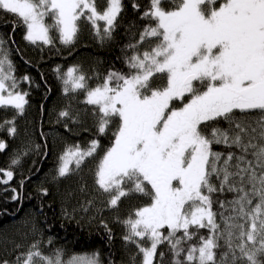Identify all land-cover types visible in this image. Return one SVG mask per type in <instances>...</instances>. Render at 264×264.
Listing matches in <instances>:
<instances>
[{
  "label": "snow or ice",
  "instance_id": "6c2138e0",
  "mask_svg": "<svg viewBox=\"0 0 264 264\" xmlns=\"http://www.w3.org/2000/svg\"><path fill=\"white\" fill-rule=\"evenodd\" d=\"M164 3L150 0V9L144 12L150 23L137 43L149 39L158 43L128 57V74L110 72L102 84L91 89L75 67L64 74L65 92L69 91L67 85L72 91L86 90L85 102L98 109L101 134L114 118L119 120L114 141L97 165L96 184L111 194L109 204L113 207L132 193L150 196V204L136 209L135 218L130 216L123 222L129 229L124 239L137 244L143 264H153L157 246L164 241L179 256L184 251L182 241L197 235L190 231L193 227L210 228L212 234L200 237L198 246L187 248L184 261L188 264H236L245 259L248 264H264L258 259L264 256V143L251 142L257 136L264 141V0H221L218 7L217 0H171L169 8ZM122 8V0H106L102 12L96 0H0V12L14 15L17 24L26 27L25 39L33 44H51L52 29L58 31L61 43L71 44L81 19L91 22L102 39L110 38ZM47 18L53 23L48 24ZM98 21L105 23L102 32ZM129 47L136 49V45ZM13 70L0 39V107L10 106L23 113L27 93L15 91ZM157 76L166 77L165 86L152 87ZM186 95L191 98L182 107H171L173 101ZM254 110L262 113L256 127L236 117L237 111L245 114ZM221 120L228 128L215 126L206 134L210 125ZM9 132L14 133L15 128ZM250 134L255 135L245 143ZM213 144L235 146L241 154L229 152L220 165L222 154L212 151ZM98 147L97 140L86 150L69 146L60 157L59 176L69 173V163L75 161L78 167ZM4 148L0 142V150ZM250 148L256 150L251 153L253 159L247 160ZM234 159L236 171H230ZM0 172L6 177L0 183L7 184L13 178L12 171ZM214 176L219 188L212 183ZM245 184L250 187L246 189ZM225 186L239 194L230 201L235 216L228 220L238 217L245 223L227 224L225 243L232 257L228 261V253H223L218 261L219 230L210 194L223 191ZM254 198L258 202L249 211ZM165 227L169 229L167 236L161 232ZM180 230L183 236L177 238ZM144 240L150 241V246L140 243ZM234 240L239 241L235 245L239 257L233 249ZM32 249L36 250L18 257L17 264H100L97 254L64 261L59 249L54 256L44 255L35 244ZM174 264L184 262L177 259Z\"/></svg>",
  "mask_w": 264,
  "mask_h": 264
},
{
  "label": "trees",
  "instance_id": "16d2710c",
  "mask_svg": "<svg viewBox=\"0 0 264 264\" xmlns=\"http://www.w3.org/2000/svg\"><path fill=\"white\" fill-rule=\"evenodd\" d=\"M101 2L105 8L106 0ZM122 5L110 38L102 39L91 22L81 19L78 21L79 31L76 38L67 45L61 43L59 33L55 29L50 31L53 41L51 44L40 41L33 44L25 39L26 27L17 24L14 15L0 12V39H3L4 49L12 62V75L17 81L16 89L26 92L28 101L23 113L10 106L0 107V142L5 144V148L0 150V169L13 173V178L7 184L0 183V231L19 220H33L37 230L47 239L40 248L46 255H51L54 250L59 249L71 255L97 254L100 264H141L142 261V253L137 244L124 239L129 234V229L123 222L131 214L133 217L135 211L131 210L128 215V210L131 209L127 207L128 202L125 207L122 205V208L110 206L108 193H104L96 184L97 165L103 150L108 149L114 141L119 120L114 118L106 132L101 134L98 131V109L85 102L83 90L65 92L61 74L66 68L75 66L77 71L86 77L88 87L99 85L110 72L128 74V57L136 52L143 53L158 43L155 39L137 43L141 32L150 23L149 18L144 17V12L150 9V0H122ZM163 6L171 7V0H165ZM52 23L53 21H49L48 24ZM102 30L103 28L101 32ZM129 45H136V49L133 50ZM165 84L166 77L157 76L152 81L154 88L163 87ZM203 87L200 90H203ZM178 100L173 101L171 107H177ZM65 111L69 115L62 117L60 113ZM261 115L259 110L245 114L236 112L238 120L251 123L252 127H256V121ZM7 121L11 123H6ZM215 126L226 129L229 125L221 120L218 125H210L206 134H210L211 128ZM13 127L15 132L10 133L9 129ZM251 135L255 134L245 136V143ZM92 140H97L99 147L92 156L85 159L88 167L71 164L69 173L59 176L60 157L65 150L69 146L77 145L81 149H87ZM251 142L257 145L264 143L258 136ZM255 150L249 149L245 154L247 160L253 159L251 153ZM212 151L222 154L220 165H223L229 152L237 156L241 154L239 148L224 144H213ZM13 160L17 163L13 164ZM231 164L233 167L230 171H236L235 159ZM259 171L260 169H257L258 173ZM0 179H6L2 172ZM235 181L238 182L239 177H236ZM212 183L219 188L220 182L215 176ZM244 187L247 189L250 185L245 184ZM238 195L236 192H229L227 186L223 191L210 194L212 211L219 230L217 242L220 247L216 249L218 261L223 253H228V261H231L232 257V252L225 243L227 224L245 223L238 217L228 220L229 217L235 216L234 205L230 201H234ZM72 197L80 200L82 198V201L88 200L93 204L86 208V212L84 209L74 210ZM146 200H150V197L142 195L139 204H146ZM257 202L254 198L253 205L248 210L251 211ZM124 211L127 212L125 215ZM190 231L197 232V235L190 241H182L180 247L184 251H181L179 256H176L171 245L164 241L157 246L153 264H174L177 259L188 264L184 261L187 248L198 246L200 237L212 234L210 228L197 230L193 227ZM234 231L238 233V229ZM161 232L167 236L169 229L165 227ZM176 235L177 238L182 237L183 230L178 231ZM12 237L10 239L15 240L17 245L21 242L18 234ZM238 243V240L233 241L237 257L240 256L238 248H235ZM251 247L249 244V248ZM23 254L22 247L0 252V261L17 264V258ZM258 259L264 262V256ZM236 264L248 262L246 259L238 260Z\"/></svg>",
  "mask_w": 264,
  "mask_h": 264
},
{
  "label": "rangeland",
  "instance_id": "374dc122",
  "mask_svg": "<svg viewBox=\"0 0 264 264\" xmlns=\"http://www.w3.org/2000/svg\"><path fill=\"white\" fill-rule=\"evenodd\" d=\"M219 2H221V0H217L216 7L219 6ZM96 5H97L98 11H100V12L104 11L105 8H106V6H105V8H103V3L101 2V0H96ZM49 21H52V19L51 18H47L46 22L49 23ZM97 23H98L100 29L105 27V23L103 21H98ZM71 67H75V66H71ZM68 68H70V67H68ZM68 68H66V70H64L61 73L63 82H64V79L66 78L64 74L67 72ZM5 69L7 70V66H5ZM76 74L77 75H82L78 71H77ZM6 83L10 84L11 82L7 81ZM64 86L66 87L65 84H64ZM96 86L97 85L92 86V87H88L87 86V88L91 89V88H95ZM67 87L69 88V90H71V85H67ZM15 91H19V92L23 93V91H20L18 89H15ZM76 91H81V90H76ZM4 94L6 95L7 93H4ZM83 94H84V99H85L86 90H83ZM190 98H191L190 96L186 95L183 100H178L179 103H178L177 107L175 106L173 108L182 107L183 104L186 103L188 101V99H190ZM115 131H117V129ZM106 150H103L101 158L104 155ZM86 158L87 157H85V159ZM85 159L81 163L83 165V166H81L82 168L88 167V163L85 162ZM71 164H75L76 165L75 161H72L71 163H69V167H70ZM108 195H109V200H110L111 194L108 193ZM142 195L143 194H138V193L134 194V193H132L129 196L121 198V200L118 202V204L116 206H117V208H119V207L122 208L123 206L125 207L126 206L125 205L126 202H128L129 206L127 205V207L131 208L130 210H128V215H130L131 214V210L135 211L136 209H138L140 207H143V206H146V205L151 203V198H150V200H146V204L145 203H140L139 204V201H142ZM144 196H146V195H144ZM71 202H72V206H75L74 210H76V209H78V210L84 209L85 212H86V208H89L90 205L93 204V202H89L88 200L82 201V198L80 200V198L79 199L78 198L74 199V197H72V201ZM102 206H103V204H102ZM126 211L123 212L124 215L127 213ZM131 216H132V214H131ZM132 218L134 219L135 217L133 216ZM32 221L33 220H31V219L19 220V221L15 222L13 225H9L10 227L4 228L3 231H0V252L13 251V250H15L18 247H22V248H24V254H26L29 250H33V251L36 250V249H32V245H34V244L37 246L38 250L41 251L40 248H41L43 242H47V239L44 236V234H42V232L37 230L34 222H32ZM12 227H14V228H12ZM16 234H18V237H20V240H21V242L18 245H17V242L15 240L10 239V238H13L12 236L16 235ZM140 243L142 245L144 244L145 247L150 246V241H148V240L141 241ZM55 252H56V250H54V253H52L51 255H46L43 252L42 253L44 255H46V256H54ZM61 252H62V259L64 261H67L72 256H89L87 254H82V255L81 254H74V255H71L69 252L64 251V250H61ZM4 255L6 256L7 254H3V256ZM141 259H142L141 264H143V254H142V258ZM11 263L14 264L15 262H11Z\"/></svg>",
  "mask_w": 264,
  "mask_h": 264
}]
</instances>
